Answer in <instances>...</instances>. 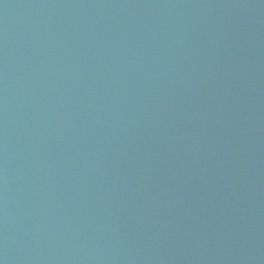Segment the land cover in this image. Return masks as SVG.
<instances>
[{"label":"water","instance_id":"95a60500","mask_svg":"<svg viewBox=\"0 0 264 264\" xmlns=\"http://www.w3.org/2000/svg\"><path fill=\"white\" fill-rule=\"evenodd\" d=\"M0 264H264V0H0Z\"/></svg>","mask_w":264,"mask_h":264}]
</instances>
